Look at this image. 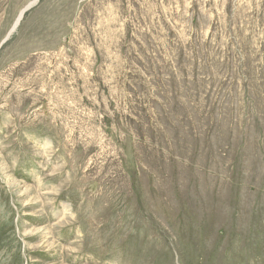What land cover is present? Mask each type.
Segmentation results:
<instances>
[{"label": "rangeland", "instance_id": "374dc122", "mask_svg": "<svg viewBox=\"0 0 264 264\" xmlns=\"http://www.w3.org/2000/svg\"><path fill=\"white\" fill-rule=\"evenodd\" d=\"M0 264H264V0H0Z\"/></svg>", "mask_w": 264, "mask_h": 264}, {"label": "water", "instance_id": "95a60500", "mask_svg": "<svg viewBox=\"0 0 264 264\" xmlns=\"http://www.w3.org/2000/svg\"><path fill=\"white\" fill-rule=\"evenodd\" d=\"M7 40H8V39H7ZM7 40H6V41H7Z\"/></svg>", "mask_w": 264, "mask_h": 264}]
</instances>
